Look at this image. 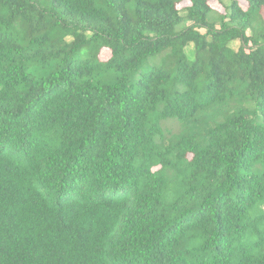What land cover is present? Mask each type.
Instances as JSON below:
<instances>
[{"label": "trees", "instance_id": "1", "mask_svg": "<svg viewBox=\"0 0 264 264\" xmlns=\"http://www.w3.org/2000/svg\"><path fill=\"white\" fill-rule=\"evenodd\" d=\"M210 1L0 0V264H264V0Z\"/></svg>", "mask_w": 264, "mask_h": 264}, {"label": "rangeland", "instance_id": "2", "mask_svg": "<svg viewBox=\"0 0 264 264\" xmlns=\"http://www.w3.org/2000/svg\"><path fill=\"white\" fill-rule=\"evenodd\" d=\"M239 2H240V4L243 6V7H246V2L244 1V0H239ZM186 3L187 2H181V3H179L178 4V7L180 8V10H182L185 6H186ZM210 4L213 6V7H219V5H218V3L217 2H215L214 0H211L210 1ZM220 8V7H219ZM233 46L235 47V48H237V43H233ZM100 56H99V58L101 59V60H104L106 57H108V53H106L105 52V49H101V51H100ZM175 127V126H174ZM174 127H172V130H174L175 128ZM188 157L190 158L191 157V155L190 154H188ZM159 168V166H155V167H153V170H157Z\"/></svg>", "mask_w": 264, "mask_h": 264}, {"label": "crops", "instance_id": "3", "mask_svg": "<svg viewBox=\"0 0 264 264\" xmlns=\"http://www.w3.org/2000/svg\"><path fill=\"white\" fill-rule=\"evenodd\" d=\"M103 49H105V52L109 54V55H108V57H109V56H110V51H109L108 49H106V48H103ZM100 54H101V53H100ZM100 54H99V56H100ZM108 57H106L104 60H106Z\"/></svg>", "mask_w": 264, "mask_h": 264}]
</instances>
